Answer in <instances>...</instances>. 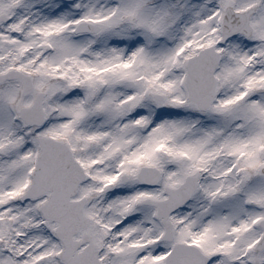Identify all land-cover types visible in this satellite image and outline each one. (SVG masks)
<instances>
[{"label":"rangeland","instance_id":"1","mask_svg":"<svg viewBox=\"0 0 264 264\" xmlns=\"http://www.w3.org/2000/svg\"><path fill=\"white\" fill-rule=\"evenodd\" d=\"M256 4L253 36L221 42L226 7ZM2 12L12 19L0 26V74H32L47 117L23 124L35 94L22 95L20 80L0 84V264H66L58 223L39 210L50 194L21 203L38 136L66 141L85 167L78 196L89 200L103 264H164L178 241L199 246L209 264H264V0H0ZM85 19L100 33L75 36ZM211 44L222 58L204 112L188 99L186 62ZM144 165L162 170L158 185L137 180ZM196 173L201 185L172 215L175 240L165 242L155 208L137 202L164 199L165 186Z\"/></svg>","mask_w":264,"mask_h":264},{"label":"water","instance_id":"2","mask_svg":"<svg viewBox=\"0 0 264 264\" xmlns=\"http://www.w3.org/2000/svg\"><path fill=\"white\" fill-rule=\"evenodd\" d=\"M254 11L255 8L247 12H235L232 7H229L225 16L223 41L239 32L249 34L251 28L248 21ZM88 25L84 24L77 29V32L87 29L85 26ZM219 61L220 52L212 45L201 50L200 54L191 58L188 64V86L191 91V99L198 101L202 108L208 107L215 97L216 79L214 73ZM18 75L20 74L10 72L2 76L0 80ZM32 90L33 84L30 77H27L25 93ZM42 99L43 94H40L35 104L24 110L23 117L28 122L36 124L43 122ZM40 141L43 152L40 156L38 169L35 172L31 193L27 197L39 196L47 190L53 192L51 199L41 207V210L48 219L57 220L61 223L57 229V234L66 246L63 258L69 264H101L98 259L99 249L94 245L91 237L85 236L84 241L73 239L74 234L89 224V219L83 212L86 200H70L71 196L77 193L79 183L85 178L84 171L74 160L66 144L52 139H40ZM139 179L145 184H157L161 179V171L154 167H143L139 173ZM198 185L197 177L188 176L186 181L178 188H166L165 191L169 195L166 200L154 203L158 207V216L166 227L163 239H173V223L170 220V215L192 197ZM86 241H89L90 244L82 254L77 255L76 250ZM263 245L264 240L260 246ZM207 260V257L197 247L179 243L170 252L166 264H207Z\"/></svg>","mask_w":264,"mask_h":264}]
</instances>
